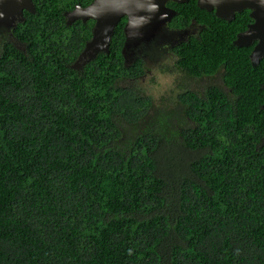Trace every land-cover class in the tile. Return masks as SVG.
<instances>
[{"label":"trees","instance_id":"1","mask_svg":"<svg viewBox=\"0 0 264 264\" xmlns=\"http://www.w3.org/2000/svg\"><path fill=\"white\" fill-rule=\"evenodd\" d=\"M76 0H42L0 45V264H264V59L236 46L231 21L171 2L182 89L154 106L125 65L122 25L79 69L91 21Z\"/></svg>","mask_w":264,"mask_h":264},{"label":"water","instance_id":"2","mask_svg":"<svg viewBox=\"0 0 264 264\" xmlns=\"http://www.w3.org/2000/svg\"><path fill=\"white\" fill-rule=\"evenodd\" d=\"M167 1L186 2L187 0H93L86 8L73 10L70 14L76 17L91 13L89 17L96 20L90 39L85 43L79 58L88 61L93 59L99 51L108 52L111 35L115 24L121 16L127 15L124 25V46L146 38L163 14L168 12ZM199 8L207 11L214 10L218 18L231 21L235 12L246 7L254 8L251 16L256 21L239 33L234 40L237 46H246L255 37L259 42L253 48L250 57L252 61L264 57V0H196ZM31 0H0V25L7 21V15L12 12L21 13L23 8L33 11ZM244 38L245 41L240 39ZM256 60V61H257ZM75 66V65H74Z\"/></svg>","mask_w":264,"mask_h":264},{"label":"rangeland","instance_id":"3","mask_svg":"<svg viewBox=\"0 0 264 264\" xmlns=\"http://www.w3.org/2000/svg\"><path fill=\"white\" fill-rule=\"evenodd\" d=\"M164 21L163 18H160L146 38L129 44L124 50L126 58L129 60L128 63L136 56H140L143 59L144 67L142 76L134 81L130 80L128 83L137 85L144 95L152 99L155 107H173L176 95L182 89L200 91L210 84L222 86L219 75L193 80L185 78L182 73L174 69L175 59L168 49L170 43L177 36L164 29ZM24 47L22 45V49Z\"/></svg>","mask_w":264,"mask_h":264},{"label":"flooded vegetation","instance_id":"4","mask_svg":"<svg viewBox=\"0 0 264 264\" xmlns=\"http://www.w3.org/2000/svg\"><path fill=\"white\" fill-rule=\"evenodd\" d=\"M92 1L93 0H76L75 2L72 1L71 7H68V8H65V9L61 10V14H62V17H63L64 24L66 26H70L71 24H73L75 22H78V21H80L82 23H87V22L91 21L92 22L91 23L92 24L91 25V32H92L96 20L94 18L89 17V15L91 13H88L86 15H79L78 12H77L76 17L75 16L73 17V15L70 14L75 9H76V11H78V10H80V8L81 9L82 8H86L87 6H89V4L92 3ZM31 2L33 4V6H32L33 11H29V10L23 8L21 10V13H19V12L18 13L12 12L9 15H7L6 18L9 19L8 22L5 21V22H3V25L0 26V29H1L0 30V45L4 41H7V42L12 43L16 48H18L20 50H24L25 49V47H24V49H22V45H24V44L21 43L18 40V38H16V36L14 35V30L18 26V24H20V23H22V22L25 21L26 17L29 16V14H36L37 13V9L41 5L42 0H31ZM171 2H174V1H167L166 2L165 5L168 8V12L165 13V14H163V16L161 18H163L165 20L164 23H163L164 24V29L165 30H169L171 33H173L174 35L177 36V38L175 40H173L172 43H170V46H169V49H168L169 52L172 54V56H174V59H176V55H175L173 49L178 44L189 40L190 37H193V36L196 37L198 35L199 31L201 30V27L202 26L200 24H198L194 19H191L189 21V23L186 24V25H182L181 26L179 24H176L174 18L178 15V11L171 6V4H170ZM175 3H183V2H175ZM254 8H248V7H246V8H244V9L238 11V12H235V15L236 14H243L242 20L244 21V23H243V29L239 30L236 33V37H237V35L239 33L245 31L248 28L249 25L253 24L256 21V18H254V17L251 16V13L253 11H255ZM208 12H211V11H208ZM212 12L214 13V10H212ZM235 15H234V18H235ZM127 19H128V16L127 15L121 16L120 19L118 20V22L115 24L113 31L115 30V27H117V26H119L121 24L122 25V32H123V36H124L123 28H124L125 23L127 22ZM153 27L155 28V26H153ZM112 34H113V32H112ZM236 37H235V39H236ZM111 38H112V35H111ZM124 40H125V36H124V39H123V42H122V47H121V54L123 56L125 65H132L137 59H141L143 61L142 57L136 56L135 58H133L132 60H130V62L128 63L129 60L126 58V54L124 52V50L127 48V46H124ZM240 40L242 42L245 41L244 38H242ZM259 41H260L259 40V37H255V38H253L251 40V42L248 45L241 46V47H250L249 59H250V63L253 66L259 65L260 62H261V60L264 59V57L262 56L258 60L255 58L252 61V59L250 57V54H251L253 48L255 47V45ZM110 42H111V39H110ZM133 43H135V42H132L131 44H133ZM109 47H110V45H109ZM99 52H104V51H99ZM108 52H109V50H108ZM108 52H105V53H108ZM79 55L80 54H78V56H77V58L75 60V67L80 69L83 66V64L86 62L85 61L86 58L85 59H83L82 57L79 58ZM174 63H175V61H174ZM204 78H210V77H202V78H196V79H204ZM263 89H264V85H263ZM262 107L264 108V103H263ZM262 140L264 141V138Z\"/></svg>","mask_w":264,"mask_h":264}]
</instances>
